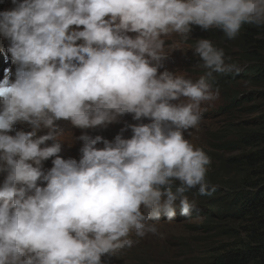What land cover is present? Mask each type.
Listing matches in <instances>:
<instances>
[{"label": "clouds", "instance_id": "1", "mask_svg": "<svg viewBox=\"0 0 264 264\" xmlns=\"http://www.w3.org/2000/svg\"><path fill=\"white\" fill-rule=\"evenodd\" d=\"M11 4L0 11V37L16 66L14 80L11 69L0 80V264H101L103 255L131 248L133 232L156 234L162 216L171 222L177 210L185 218L205 215L213 201L205 196L216 192L206 180L210 157L184 133L222 92L214 73L241 67L210 39H198L191 50L203 75L160 72L172 53L165 38L187 41L193 26L219 29L228 39L244 25L264 28V0ZM125 114L151 122L131 125L130 139L125 129L111 142L80 135L79 161L59 155L72 137L58 121L89 129ZM18 123L31 131L16 130ZM43 129L47 134L37 136Z\"/></svg>", "mask_w": 264, "mask_h": 264}, {"label": "trees", "instance_id": "2", "mask_svg": "<svg viewBox=\"0 0 264 264\" xmlns=\"http://www.w3.org/2000/svg\"><path fill=\"white\" fill-rule=\"evenodd\" d=\"M192 29L195 37L217 40L214 45L225 54L235 52L229 62L239 64L241 71L215 77V84L221 87L223 95L231 91L233 87L229 84L237 80L253 87L243 92L233 88L236 95L225 108L234 116L224 125V131L217 134L213 145L221 154H240L219 158L217 168L206 176L210 185L216 186V192L205 196L213 199L205 216L221 219L226 215V219L241 221L238 227L225 230L234 234L238 241L231 245L238 248L215 263L264 264V28L244 25L234 39H228L219 29L204 30L199 26ZM257 112L258 116L246 118L245 125L235 119L236 114Z\"/></svg>", "mask_w": 264, "mask_h": 264}, {"label": "rangeland", "instance_id": "3", "mask_svg": "<svg viewBox=\"0 0 264 264\" xmlns=\"http://www.w3.org/2000/svg\"><path fill=\"white\" fill-rule=\"evenodd\" d=\"M8 2L11 0H0V11L3 9H10L13 5L9 6ZM8 4V8L6 5ZM75 27V26H73ZM81 30L83 26H80ZM130 36H135V33H129ZM166 39V49L172 51L169 58L164 63V67L160 68L159 71H168L173 74H182L186 78L193 80L198 79L204 74V70L197 68L196 65L200 63V58L195 56L193 51L196 44V40L203 39L200 37H190L187 41H183L178 34H173ZM204 39H210L213 44L218 43L217 40H213L210 37ZM82 42V41H81ZM77 41V43H81ZM6 45L0 43V53L3 57L6 54ZM234 50L226 52V57H230V61L233 60ZM7 60V59H6ZM229 62V61H228ZM9 61L4 67L10 66ZM11 64V63H10ZM8 65V66H7ZM5 67V68H6ZM3 70V67H2ZM0 70V75L2 74ZM221 73H214L217 77ZM234 89H239L241 92L246 90H252L253 87L248 86L241 80L232 82L229 84ZM215 87V83H214ZM230 92L223 95L219 89V97L217 100L211 103H204L202 105L203 118L196 128L189 129L184 133L185 138L188 139L196 148H200L210 157V164L207 166L206 176L214 171L219 161V158H226L232 155H239L240 152H217L213 145L216 143L215 137L220 131H224V125L231 120L232 113L226 108V103L236 95V92ZM175 102V101H174ZM236 114V113H235ZM259 113L254 114H239L235 116L236 121L240 122L241 125H245L246 118L251 119L252 117L258 116ZM134 114H125L120 117L117 122L111 123L106 127L97 126L95 129L99 130H88L86 134L93 138L99 134L108 141H113L117 134H121V129H125L122 133L123 138L130 139L132 136L131 125L147 124L151 121L148 118H141V120L133 119ZM234 116V115H233ZM58 123L62 126V123L66 121H59ZM127 126V127H126ZM64 129V128H63ZM71 130H75L71 128ZM94 131V132H93ZM82 129L79 128V133L82 135ZM75 137H79L80 135ZM190 133V134H189ZM72 137V135H71ZM71 146H75L74 142H71ZM97 148L102 149L103 143L100 142L96 145ZM66 150V149H65ZM67 151V150H66ZM69 158L78 160V157L67 151L65 153ZM179 183V182H177ZM226 190V189H224ZM190 200H194L197 204L198 209H202L203 205L197 202L198 195L192 194L187 195ZM226 215L223 218H213L205 215H200V212H194L191 217H183L179 210H177L176 216L173 221H166V217L162 216L161 221L155 222L157 227L156 234H147L143 238L136 237L133 232L129 238L136 241L131 248H125L118 251L115 255L105 254L101 257V264H212L218 261V258H222L230 250H236L238 246H233L237 239L234 234L226 233L225 230L231 226L238 227V219L227 218ZM212 219V220H210ZM224 228V229H223ZM234 247V248H233ZM214 257V258H213ZM212 258V259H211ZM216 264V263H215Z\"/></svg>", "mask_w": 264, "mask_h": 264}, {"label": "bare ground", "instance_id": "4", "mask_svg": "<svg viewBox=\"0 0 264 264\" xmlns=\"http://www.w3.org/2000/svg\"><path fill=\"white\" fill-rule=\"evenodd\" d=\"M8 4H9V6L12 5L11 2H8ZM8 4L6 5V8H8ZM4 10H7V9H3V11ZM0 43L2 45H5L7 43V40H5L3 37H0ZM4 57H3V54L0 53V70H2V67H3V70H4V66L3 65L7 64L6 61H5V59H4ZM9 65L11 66V68H13V65L12 64H9ZM57 123H60V122L58 121ZM60 127L61 128H64V131H65L66 134L70 133L72 135L71 142H74L75 143V146H71V142H68V141L62 142V151H61V153L59 155L62 158H64V159H68L69 157L66 156L65 153H67V151H69V152L75 154L78 157V160L77 161H79V159L81 158L80 149L83 146V142L80 141V140H78L75 137L79 133V128L72 126L69 122L62 123V126H60ZM15 128H16V130L31 131V129L26 124H22V123H18L17 125H15ZM71 128H74L75 130L73 131V130H71ZM91 129L99 130V129H95V128H89L88 130H91ZM85 130L86 129H82V131H83L82 133L83 134H86ZM47 131H48L47 129H43V130H41L40 132L37 133V136L45 135V134H47ZM10 134L14 135L15 133L13 132V133H10ZM70 134H69V136H70ZM99 134H102V133L99 132L98 135ZM79 135H80V133H79ZM46 143H47V145L50 146L53 142L52 141H48ZM42 147H43V145H42ZM53 159H54V157L49 158L47 161H44L43 162L44 169H50L53 166L52 165V160ZM3 179H4V176L3 175H0V183H2ZM41 186H46V183L45 184H42Z\"/></svg>", "mask_w": 264, "mask_h": 264}]
</instances>
